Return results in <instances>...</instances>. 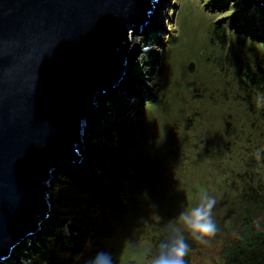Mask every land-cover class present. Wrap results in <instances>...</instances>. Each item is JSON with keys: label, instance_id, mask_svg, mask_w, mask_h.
Wrapping results in <instances>:
<instances>
[{"label": "rangeland", "instance_id": "rangeland-1", "mask_svg": "<svg viewBox=\"0 0 264 264\" xmlns=\"http://www.w3.org/2000/svg\"><path fill=\"white\" fill-rule=\"evenodd\" d=\"M229 1L225 7L217 0H158L146 27L141 26L140 34L131 38L135 49L120 53L128 58L126 74L113 94L99 100L93 122L84 131V149L78 150L82 159L79 164L69 161L70 167L55 173L50 189L52 209L42 231L17 248L6 262L33 264L28 250L58 221V237H71V225L79 222L99 241L94 249L110 252L119 264H149L146 253L153 238L171 226L169 221L181 209L193 206L204 192L217 202L222 198L226 187L219 176L223 170L231 173L233 167L223 165L216 170V165L200 156L195 144L201 131L193 126L191 110L195 107L204 119L213 113V120H205L206 124L214 123L212 134L204 135L209 141L221 142L223 147L233 142V125L245 116L237 96L244 93L237 82L248 67L261 65L264 55L262 49L240 55L237 61L241 66L225 65L228 74L224 76L220 50L210 40L215 24L223 18V25L229 26L245 12L250 23L256 20L254 33L264 30L254 4L237 0L238 7H234L237 1ZM235 11L238 13L233 16ZM136 69L140 70L137 75ZM117 99L124 113H118ZM98 117L102 122L96 124ZM125 121L130 123L126 128ZM108 129L114 136L110 141ZM121 131L139 142L128 148L125 170L118 176L112 172L120 159L106 152L112 146L117 148L116 136ZM114 178L120 180L116 185L119 191L109 194L116 188L110 183ZM109 202L124 206L125 213L115 210L103 215ZM128 240L134 247L127 245ZM90 254L92 257L95 252Z\"/></svg>", "mask_w": 264, "mask_h": 264}, {"label": "water", "instance_id": "water-1", "mask_svg": "<svg viewBox=\"0 0 264 264\" xmlns=\"http://www.w3.org/2000/svg\"><path fill=\"white\" fill-rule=\"evenodd\" d=\"M157 2L0 0V264L42 231L55 173L82 159L99 100L127 71L120 53Z\"/></svg>", "mask_w": 264, "mask_h": 264}, {"label": "trees", "instance_id": "trees-1", "mask_svg": "<svg viewBox=\"0 0 264 264\" xmlns=\"http://www.w3.org/2000/svg\"><path fill=\"white\" fill-rule=\"evenodd\" d=\"M217 1L224 3L225 7L231 2L229 0ZM238 4V1L235 2L234 7H238ZM253 7L259 12L261 24L264 27V7H258L256 4ZM236 13L238 11H235L233 16ZM241 15V18H235L229 26L223 25L222 18L211 31L210 40L220 50L218 59L223 61L221 69L222 67L225 69L224 76L228 74V66L236 68L241 66L237 61L240 55L254 53L257 49L264 50V30L257 35L253 32V23L256 20L254 19L253 23H250L245 12ZM262 64H264V55ZM262 64L256 68L248 67L237 82L239 90L244 93L237 96L242 100L245 116L239 118L233 125L231 133H234L236 137L233 142L231 141L223 147L221 142L215 144L211 138L209 141L204 135L206 133L212 134V130H214L213 117H211L213 113L210 112L207 114L208 117L204 119L203 114H199L195 107L191 110L194 116L193 126L196 130L201 131V139L199 143L195 144L200 156L209 164L216 165V170L223 165L227 167L231 165L233 168L231 173L223 170L219 176L223 179L226 187L222 198L213 210L219 232L209 246L198 245L189 238L190 251L185 257V264H264V67ZM134 71L136 75L140 73V70ZM212 81L214 80L211 79L210 82ZM211 97L214 99V92ZM114 103L118 106L116 107L119 110L118 113L123 112L120 110L122 107L119 100H114ZM206 111L209 112V110ZM103 116L104 114H101L100 118L102 119ZM209 117L212 120L206 124L205 120H208ZM100 118H97L96 124L102 122ZM242 120L243 122H241ZM129 124L125 121L123 127L126 128ZM106 132L104 134L107 139L112 140L114 136L110 129ZM100 136H102V132ZM132 141L133 138L128 139L126 134L121 131L116 136L117 148L112 146L106 152L107 155H114L120 159V162L114 166L112 174L118 176V173L123 174L128 148L131 147L132 143L135 146L139 142ZM119 181L117 178L111 179L110 183H115L116 188L112 187V192L109 194L118 193L119 190L116 185ZM95 188L94 186L93 189ZM106 205L111 208L105 207V210H102L103 215H110L111 211L114 212L115 210V213L122 212L123 214L126 211L124 206L119 208L115 203L110 204L109 202ZM58 223L57 221L54 227L45 231L43 238L36 239L35 243L31 245L27 252L29 255H27L31 258L32 263L87 264L91 255L90 252L99 251L98 248L94 249L99 245V241H95L91 234L92 231L85 229L79 222H73L71 225L73 235L61 238L56 235L57 229H60ZM164 235L165 232L153 238L148 252ZM146 258L150 260V254H146ZM113 260L114 264H119L118 259H115L114 256ZM3 264L20 263L11 260Z\"/></svg>", "mask_w": 264, "mask_h": 264}, {"label": "clouds", "instance_id": "clouds-1", "mask_svg": "<svg viewBox=\"0 0 264 264\" xmlns=\"http://www.w3.org/2000/svg\"><path fill=\"white\" fill-rule=\"evenodd\" d=\"M216 205L217 199L204 192L193 206L181 209L169 221L171 226L166 228L163 238L146 253L150 254L149 264H185L190 251L189 238L198 245L209 246L219 232L213 212ZM126 243L134 247L133 241ZM87 264H114V260L110 252L100 250Z\"/></svg>", "mask_w": 264, "mask_h": 264}, {"label": "bare ground", "instance_id": "bare-ground-1", "mask_svg": "<svg viewBox=\"0 0 264 264\" xmlns=\"http://www.w3.org/2000/svg\"><path fill=\"white\" fill-rule=\"evenodd\" d=\"M132 43V42H131ZM135 45L134 44H130L129 45V51L132 53V51L131 50H133V49H135ZM126 60L128 59L126 56H124V55H122ZM125 74H126V72H125ZM125 74H124V76H125ZM123 79H124V77H123ZM123 79H122V81H123ZM122 81H121V83L119 84V86L118 87H120L121 85H122ZM118 87H116L115 89H114V91L118 88ZM114 93V92H113ZM113 93H111V94H113ZM108 95H110V94H106V95H104L103 97H105V96H108Z\"/></svg>", "mask_w": 264, "mask_h": 264}]
</instances>
